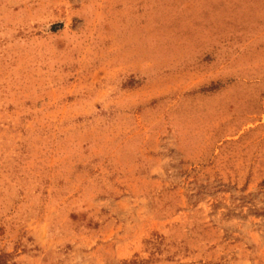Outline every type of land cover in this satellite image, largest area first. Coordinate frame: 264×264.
<instances>
[{
	"label": "rangeland",
	"instance_id": "1",
	"mask_svg": "<svg viewBox=\"0 0 264 264\" xmlns=\"http://www.w3.org/2000/svg\"><path fill=\"white\" fill-rule=\"evenodd\" d=\"M0 264H264V0H0Z\"/></svg>",
	"mask_w": 264,
	"mask_h": 264
}]
</instances>
